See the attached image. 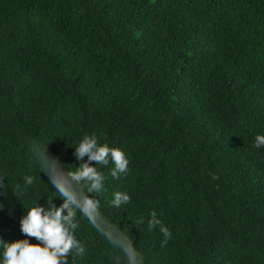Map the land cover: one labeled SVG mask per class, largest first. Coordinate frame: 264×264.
Masks as SVG:
<instances>
[{"label": "trees", "instance_id": "trees-1", "mask_svg": "<svg viewBox=\"0 0 264 264\" xmlns=\"http://www.w3.org/2000/svg\"><path fill=\"white\" fill-rule=\"evenodd\" d=\"M85 134L129 164L96 165L68 264H128L129 243L142 264H264V0H0V239L38 243L20 219L63 203L43 151L67 172Z\"/></svg>", "mask_w": 264, "mask_h": 264}, {"label": "clouds", "instance_id": "clouds-1", "mask_svg": "<svg viewBox=\"0 0 264 264\" xmlns=\"http://www.w3.org/2000/svg\"><path fill=\"white\" fill-rule=\"evenodd\" d=\"M253 146H264V135L257 134ZM45 149L40 160L42 172L48 174L51 185L63 197V203L56 207L48 200V207L38 205L36 201L30 205L20 219V231L25 237L34 238L38 243H31L29 239L11 242L0 239V248L3 249L0 264H68V259L73 254L82 256L84 247L75 235V230L79 227L76 215L79 211L90 223L97 222L99 201L89 194L101 193L106 177L96 165L106 167L111 162L114 167L110 169V175L116 179H119L121 173L128 171L126 154L119 147L99 143L95 134H85L75 145V157L81 162L78 167L67 172L59 167L61 164L55 157L46 155ZM85 156L87 161H84ZM91 162H95V165ZM25 182L30 185L32 177H26ZM130 200L127 193L117 191L112 205L120 208ZM142 222V219L138 221ZM158 225L164 236L161 242L163 247L171 238V232L159 220L157 213L152 211L148 228L152 230ZM108 238L112 241L110 235ZM122 247L128 264H142V257L130 243Z\"/></svg>", "mask_w": 264, "mask_h": 264}]
</instances>
